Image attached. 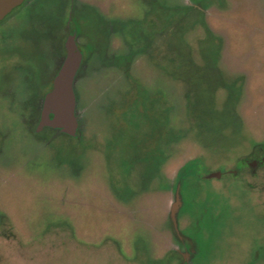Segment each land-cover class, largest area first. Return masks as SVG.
Returning <instances> with one entry per match:
<instances>
[{
    "label": "rangeland",
    "instance_id": "obj_1",
    "mask_svg": "<svg viewBox=\"0 0 264 264\" xmlns=\"http://www.w3.org/2000/svg\"><path fill=\"white\" fill-rule=\"evenodd\" d=\"M70 5L0 22V264H264V172L205 178L264 144V0ZM70 35L74 137L38 129Z\"/></svg>",
    "mask_w": 264,
    "mask_h": 264
},
{
    "label": "water",
    "instance_id": "obj_2",
    "mask_svg": "<svg viewBox=\"0 0 264 264\" xmlns=\"http://www.w3.org/2000/svg\"><path fill=\"white\" fill-rule=\"evenodd\" d=\"M25 0H0V22ZM65 59L54 76L52 87L43 98L38 129L50 127L58 129L69 136H76L78 122L75 114L76 100L73 90L75 76L82 62L75 37L70 35L65 42ZM220 172H212L205 176L207 179H219ZM180 186L177 185L175 200L171 205L169 218L175 235L181 239L177 224V214L182 205Z\"/></svg>",
    "mask_w": 264,
    "mask_h": 264
},
{
    "label": "flooded vegetation",
    "instance_id": "obj_3",
    "mask_svg": "<svg viewBox=\"0 0 264 264\" xmlns=\"http://www.w3.org/2000/svg\"><path fill=\"white\" fill-rule=\"evenodd\" d=\"M69 1H70V4H71L70 5L71 6V10L69 12V18H70V20L68 21L69 23L66 26L67 29H68V31H69L70 26H71V23H72L71 21H72V14H73V8H74V0H69ZM81 66H82V62L80 64V67ZM80 67H79L77 73L79 72ZM52 82H53V79H52ZM51 87H52V83H51ZM38 121H39V118H38ZM243 157L244 158H241L240 159V165L234 167L232 171L231 170H228L225 173L220 172L221 173V177L223 175H227V172H228V174L231 177H233L234 179H236V178H239L241 175H243V172L244 171L245 172L247 171L248 174L251 176V178H257L258 176L263 175V172H264V144H259V145L255 146L253 148V150L248 155L243 156ZM183 239L184 238L181 236V239L180 240H183ZM180 242H182L184 244L183 241H180Z\"/></svg>",
    "mask_w": 264,
    "mask_h": 264
},
{
    "label": "trees",
    "instance_id": "obj_4",
    "mask_svg": "<svg viewBox=\"0 0 264 264\" xmlns=\"http://www.w3.org/2000/svg\"><path fill=\"white\" fill-rule=\"evenodd\" d=\"M194 161H189L186 164H184L177 172L176 175V186L179 185L182 189L184 180L187 178V176L192 175L194 173L192 166ZM177 188V187H176ZM168 258H174V256H177V253L175 251L169 252L167 254Z\"/></svg>",
    "mask_w": 264,
    "mask_h": 264
}]
</instances>
